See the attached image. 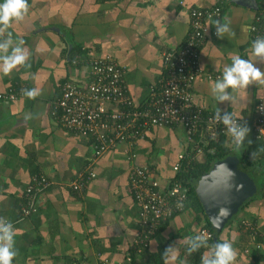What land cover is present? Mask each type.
<instances>
[{"label": "crops", "instance_id": "1", "mask_svg": "<svg viewBox=\"0 0 264 264\" xmlns=\"http://www.w3.org/2000/svg\"><path fill=\"white\" fill-rule=\"evenodd\" d=\"M262 1L227 0L220 20L230 22L232 31L224 39L215 35L216 19L208 22V38L198 51L202 74L191 87L197 110L210 113L220 108L243 119L250 128L247 140L252 143L246 140L242 150L249 155L257 152L253 160L258 161L259 168L253 171V179L258 193L215 238L216 242H233L236 264H264V135L254 129L257 107L264 101V86L251 85L234 93L233 106L230 102L218 104L210 95V87L231 64V55L249 58L254 40L251 27L257 17L264 36ZM218 3L28 0V15L9 31L13 40L25 41L30 67L20 66L9 75L0 73V92L17 97L0 99V217L11 221L16 229L18 254L13 264H99L103 259L128 264V255L135 264H163L156 254L200 232L202 226L195 212L186 209L164 221L141 252L134 246L141 223L129 173L133 166L141 165L152 168L161 182L172 179L179 154L188 150L183 127L152 128L144 138L105 153L96 163L97 177L79 193L71 182L92 156V139L62 126L53 111L68 82L89 81L92 57L111 56L123 65L131 96L137 104L145 103L163 77V53L179 49L187 41L191 31L189 8H209ZM256 66L264 71V63ZM31 88L40 90L35 99L22 95V89ZM208 135V129L203 128L195 140L207 141ZM242 150L236 152L241 154ZM193 156L203 162V148ZM37 173L47 175L51 185L40 194L37 211L23 217L24 193ZM250 222L256 225L257 235L242 226ZM177 264H194L183 246Z\"/></svg>", "mask_w": 264, "mask_h": 264}, {"label": "built area", "instance_id": "2", "mask_svg": "<svg viewBox=\"0 0 264 264\" xmlns=\"http://www.w3.org/2000/svg\"><path fill=\"white\" fill-rule=\"evenodd\" d=\"M226 2L219 0L218 4L209 8H189L191 31L187 41L181 48L163 53L162 62L166 72L159 84L151 89L145 103L139 105L135 102L125 81L123 65L111 56L92 57L89 81L83 84L70 81L63 87L62 97L56 102L53 114L65 128L79 136L91 138L93 148L91 158L71 182L73 190L80 193L89 187L97 177L96 163L105 153L120 144L134 143L144 138L152 128L181 126L185 130L188 150L179 154L173 166L175 175L189 151H200L210 138L219 135V130L229 136L224 125L213 119L215 112L205 113L195 108L191 93L192 84L202 74L198 51L208 38V22L223 17ZM262 6L264 9V0ZM259 22L260 17H257L251 27L254 40L264 37ZM6 97L11 100L17 98L13 93L0 92V99ZM261 105H264V101L257 107L254 129L262 137L264 111H260ZM203 128L208 129V139L196 142ZM50 185L44 173L31 177L21 207L23 217L37 211L39 196ZM129 186L139 208L141 229L134 246L141 252L149 246L151 237L164 221L186 210L189 188L174 178L161 182L152 168L141 165L131 169ZM242 226L253 235L258 234L255 224L250 222ZM201 232L207 234L208 241L214 237L208 228H202ZM256 246L261 247L260 244ZM126 262H132L131 255L127 256ZM99 264L117 263L103 259Z\"/></svg>", "mask_w": 264, "mask_h": 264}, {"label": "clouds", "instance_id": "3", "mask_svg": "<svg viewBox=\"0 0 264 264\" xmlns=\"http://www.w3.org/2000/svg\"><path fill=\"white\" fill-rule=\"evenodd\" d=\"M29 13L28 0H3L0 3V73L9 75L20 67L28 66L29 52L24 47L23 39L13 40L12 32L9 31L14 23L24 21ZM215 35L224 39L230 33V22H221L217 19L214 22ZM247 59L239 54L231 55V64L223 68L222 76L210 87V95L218 103H235L234 93L240 90H247L249 86L256 85L259 88L264 86V71L256 64L264 63V37H257L252 41ZM34 79L38 77L34 76ZM231 90V91H230ZM40 94L38 88L22 89V95L29 99H35ZM264 111V105L260 106ZM27 118V117H26ZM213 119L222 123L230 137V146L234 151H241L245 148L246 140L250 134V128L243 119L238 117L234 111L222 112L218 108ZM247 140V144H251ZM257 152L253 151L251 157L254 159ZM230 210H226L228 212ZM219 215V213H218ZM16 229L11 221L0 217V264H13L18 252L15 247ZM183 246L188 255L198 252L201 248L210 249L201 255V264H236L237 252L233 242L223 239L214 245L209 246L206 233H197L185 237L183 242L169 245L163 252V264H177L179 259V248Z\"/></svg>", "mask_w": 264, "mask_h": 264}, {"label": "water", "instance_id": "4", "mask_svg": "<svg viewBox=\"0 0 264 264\" xmlns=\"http://www.w3.org/2000/svg\"><path fill=\"white\" fill-rule=\"evenodd\" d=\"M239 162L233 155L219 159L208 172L190 180L216 238L231 224L243 205L258 193L255 180L240 168Z\"/></svg>", "mask_w": 264, "mask_h": 264}, {"label": "trees", "instance_id": "5", "mask_svg": "<svg viewBox=\"0 0 264 264\" xmlns=\"http://www.w3.org/2000/svg\"><path fill=\"white\" fill-rule=\"evenodd\" d=\"M74 59V57H72ZM165 70L163 72V77L165 74ZM162 77V78H163ZM161 78V79H162ZM160 79V80H161ZM159 84V83H158ZM157 84V85H158ZM130 93V92H129ZM219 135L212 138L208 141L207 145H203V151L205 153V160L203 162L194 159L193 155L196 154L195 151L188 152L187 157L183 161V165L178 173L173 176L174 180L181 181L189 188V197L186 204V209H190L193 212H195L196 217L198 221L200 222L202 228H208L213 232V239L208 241L209 246L214 245L217 243L215 241L216 235L213 230L212 223L210 222L208 216L205 213V210L202 206V203L197 196L195 190L193 189L192 185L190 184V180L192 178H196L201 176L202 174L208 172L212 166V164L219 160L224 159L228 156H236L239 158L240 168L244 171H246L248 174H250L251 177H254L253 171L255 169H258L259 166L257 164L258 161L253 160L251 157L250 152L246 150H242L241 154L237 153L236 151L232 150L230 146H226L227 143V135L219 130ZM191 154V155H190ZM264 192V178L262 179V185H261V193ZM256 197V196H255ZM253 197V198H255ZM252 198V199H253ZM252 199L249 200L252 201ZM249 202H246L243 207L248 204ZM242 207V208H243ZM234 220V219H233ZM232 220V222H233ZM231 222V223H232ZM205 248H201L198 252L192 253L190 256L192 260L194 261V264H201V255L205 252ZM164 252V250H163ZM163 254H156V256H160L162 259ZM134 258H132V263H134ZM162 262V260H161Z\"/></svg>", "mask_w": 264, "mask_h": 264}]
</instances>
